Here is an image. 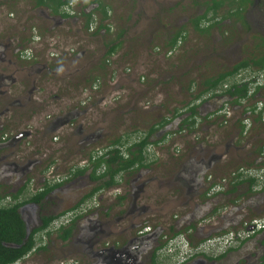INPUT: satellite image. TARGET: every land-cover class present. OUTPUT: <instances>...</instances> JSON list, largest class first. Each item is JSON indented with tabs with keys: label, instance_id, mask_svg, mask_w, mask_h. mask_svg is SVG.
Wrapping results in <instances>:
<instances>
[{
	"label": "rangeland",
	"instance_id": "obj_1",
	"mask_svg": "<svg viewBox=\"0 0 264 264\" xmlns=\"http://www.w3.org/2000/svg\"><path fill=\"white\" fill-rule=\"evenodd\" d=\"M103 1L114 9L111 10L113 28H111L110 33L103 34L99 31L98 34L91 35L76 32V28L73 29L70 22L55 24L51 19L45 18V11L33 10V3L30 0H0V41L11 39L9 48L13 49L18 45L31 44V41L25 42V39L39 33L43 38L40 41H34V55L37 57L36 62H39L37 64L45 62V57L50 50L60 54L56 59L46 61L49 62L54 70L59 72L56 76L48 75V77L58 80L44 81L48 82L51 96L56 95L62 98L65 95L66 100L60 112L76 106V112L79 114L76 115V129L80 124L81 134L76 132V141L74 140L73 143L69 141L71 144L66 149L67 153L68 151L73 154L76 153V158L73 156V161L63 164L66 168L68 166L70 168L84 167L88 154L106 148L107 144L119 133H131V137L129 138L128 136L127 139V143L130 144L132 140L141 135L142 132L139 131L146 129L148 125L154 124L158 120L157 117L162 118L165 116L166 109L159 106L160 103L167 102L170 98H176L177 109L182 108L184 110L180 102H184L187 96L183 90L179 92V85L184 82L188 83L187 80L190 77L195 79L190 80L194 82L192 91L196 93L199 89L198 84L200 81L197 80V77H194L195 68L193 66L187 69L185 75L181 76L182 79L177 80L178 73L185 72L189 64V59L185 58V55L174 54L172 57L166 58L161 54H155L153 51L154 46L163 49L160 43L163 42L164 32L161 30H168L167 26L171 27L172 24H177L180 21L179 18L191 16L198 9V6H194L191 0H167L168 6H174V9H176H173L169 15L167 13L159 14L160 16L156 20L155 16L158 15L159 9L155 7L156 4L154 5L155 8L153 7L151 0H145V3L140 0L138 5L137 2L132 5L129 2H124L122 5L123 0ZM143 5L147 9L153 7L151 12L153 10L154 15H151V19L149 17L142 20L140 15L132 19L125 18L129 14L128 7L131 8L130 11H133L131 13H134L136 9L141 12ZM40 11H43V13H40ZM165 16L168 17L165 19ZM170 17L173 19L171 22L167 20ZM166 21H168L167 24ZM136 25L137 29H139L138 33H135ZM120 29H125V31L129 29L130 32L129 34L126 33L120 40L121 45L116 52L112 56H106V46L104 44L108 39L114 37L113 34H115L116 30L118 32ZM198 41L195 37L194 39L189 37L187 40L188 47H192L196 53H198L201 46ZM70 49H73L75 54L70 52ZM106 60L109 63H105L104 68L107 69L103 71L98 66ZM128 67H130L131 71L133 70V74H135L133 77L125 76ZM156 74L159 77L170 78L169 80H154L153 76ZM139 75H144L145 81L142 82L139 79ZM91 76H98L102 81V85L97 94L91 95L90 99L86 100L83 105L81 101L85 98V88L93 81L85 79L91 78ZM252 90L253 86L250 87L249 91L252 92ZM256 97H261L264 101V91L261 92L260 96L256 95ZM50 101L53 107L50 108L51 103H49L48 108L43 109L38 116L27 112L30 114V118L25 117L21 121L22 128L20 127V129L40 132V126L42 129V125H46L50 120L54 119L58 115V111H55L56 109L53 110L56 107L53 104L56 103L55 97L50 99ZM170 102L172 103V101ZM145 103L147 104L145 105ZM258 105L261 106L259 102ZM167 107L169 108V105ZM13 109L17 110V108ZM240 111L235 112L226 122H224L225 119L221 121V117L219 120L218 116L216 119L213 118V115L209 116V119H202L201 123L194 126L192 135H186V132H181L180 134L172 133L174 136L165 141L162 147L159 143L153 146L154 152L156 150L158 153V160H155L157 163H152L149 170L139 169L140 171H133L128 175L124 174L125 178L123 177L118 184L109 186L96 195L85 199L76 210V216L85 214L82 211L83 208L92 207L94 210L92 209L93 211L89 213L96 211L98 219L111 222L106 229L107 234L105 233L102 236L94 248L105 245L110 246L130 238L137 233V229L133 228L131 224L137 227L138 224L143 222L142 225L144 226L161 228L167 238L173 234V231L182 230L186 226L193 224V228L198 229L191 230V243L184 238V233L178 234L162 250L159 249L157 251V257L155 258L157 264H178L186 258H195L198 255L200 257H203V255L216 256L221 247L227 244L225 240H223V243L211 241L212 237L208 238L205 234L207 229L201 226L203 224L206 225L209 220L212 221V224L218 225L221 223L218 215L223 211V206L227 204L226 200L223 203H217L212 210L208 211L198 206V210L195 211L193 209L194 206L190 205L189 201L184 197V190L176 185L168 186L169 184L167 183L169 181L166 180L170 179L173 172L181 170L190 157L193 156L194 143L192 144V140L197 139L196 144L200 142L204 146V152L205 150L210 152L213 150L219 156V159L208 167L206 173H211L214 178L219 177L218 181L226 185L230 176H234L241 171L245 175H253L259 178L257 180L258 185L263 184L264 165L255 164L254 158L249 152L253 150V145H259L261 134L264 133V127L257 125L253 128L251 135L230 141L232 140V132H235L231 119L234 116H239ZM33 113H35V110ZM45 116L46 118L42 120V117L44 118ZM253 116V114L250 115L251 118ZM37 117L38 121H36ZM36 126L39 127L37 128ZM171 128L169 131L177 129L174 125ZM12 129L9 128V132ZM70 130H72L71 126H65L59 133L55 131L46 134L41 139L39 137L37 145L28 146V151H36L37 160H40V162L32 167V171L28 172L29 176L27 179L23 178L20 181L13 182L12 180L0 179V206L12 204L16 201H24L35 193L37 189L44 187L46 181L43 182L42 177L46 174L44 168L49 163L52 167H56L59 178L65 176V174H61L62 170L60 167L58 168L59 165L56 160L60 156L62 157L63 150H60V145H62L66 137H69ZM93 131L98 133L97 138L87 143L84 141L81 143L77 142L81 139V135ZM3 132H7L10 136L15 133V131H11L10 134L6 130L2 131L1 135ZM55 135H59V141L53 138ZM26 137L22 143L31 141V144H33L34 137ZM250 138L254 139L251 143L248 142L249 145H246L245 143ZM226 145H228L229 150L227 154H224ZM21 147L22 144L19 147V151H23ZM147 148L151 147L147 146ZM10 150L9 148L0 154ZM23 156L12 157V160H16L20 164V162H23ZM154 176L155 178H153ZM30 178L32 180L31 184L30 180H28ZM147 179H149L147 183L137 190V185ZM130 181L132 184H130ZM25 182L26 184L23 186ZM131 185L135 186L138 192L132 210L137 211V207L140 209L139 206H144V212L138 214L134 220L131 215L123 214L122 212L130 210L129 204L132 196H129V192ZM21 186H23V190L17 199H14L12 195L17 193L16 191ZM93 186L94 183H90L86 175L79 178L76 177V192L72 190L75 192L73 195H70V191L64 192L57 188L39 203L23 206L20 210L26 221L28 231L38 227L40 225V217L46 216L51 209L53 211L56 208V212H60L64 208L62 217L60 216L61 218L59 217L56 220L54 227L59 224V221L64 223L70 219L71 210L69 208L76 205ZM241 186L240 190L242 191L244 185ZM119 196H123L124 199H119ZM60 197L63 198V201L58 202L57 199ZM244 199H246L245 196ZM196 201L201 202L200 198L196 199ZM192 210L195 212L193 217L191 215ZM214 210L215 212H213ZM52 225L53 222L51 223ZM171 227L173 228L171 229ZM237 229L229 230L228 235H232L230 231H240L242 236L248 233L244 228ZM45 233L43 229L34 234L35 246L33 251L31 250L29 255L25 256L17 264H74L76 261V264H89L91 259L94 258L87 256L81 250H76L75 252L69 247L68 242H61L56 234H49L48 241ZM204 234L205 236L203 237ZM47 241L46 250L40 251L41 247L46 246L43 244H46Z\"/></svg>",
	"mask_w": 264,
	"mask_h": 264
},
{
	"label": "flooded vegetation",
	"instance_id": "obj_2",
	"mask_svg": "<svg viewBox=\"0 0 264 264\" xmlns=\"http://www.w3.org/2000/svg\"><path fill=\"white\" fill-rule=\"evenodd\" d=\"M67 1V3L59 7V13L57 14H52L50 9L45 6L34 7L33 4L32 6L33 10L39 9L45 11V18L51 19L55 24L70 22L71 27L73 29L76 28V32L78 33L96 35L99 31L103 34L111 32V28H113L111 22L113 19L111 10L114 9L109 4L105 3L103 0ZM143 1L145 3V0ZM151 1L153 2V7L156 4L155 7L159 9L158 15L155 16L156 20L158 16H160L159 14L167 13L169 15L174 9V6H168L166 3L167 0ZM124 2H129L131 5L137 2L138 5L140 0H123L122 5ZM191 2L194 6H198V9L189 17L179 18L180 21L175 25L172 24L171 27L169 26L170 28L167 26L168 30L164 31L162 29L161 31L164 32V36L162 37L163 42L160 43V46L163 49L154 46V53L158 55L161 54L166 58L172 57L174 54H183L185 55V58L189 59V64L185 72L182 71L183 73H178L177 80L182 79L181 76L185 75L187 69L192 66L195 68L194 77H197V80L199 81L205 80V78L210 76L218 77L223 73L229 74L224 79H221L227 81H223L221 85L217 87L218 89L216 88L219 94L211 96V94L207 93L201 98L193 101L190 105H188V101L191 100L190 95L195 92L192 91L193 87L188 89L187 86L191 83L190 80L195 79L190 77L187 80L188 83L184 82L180 84L179 92L183 90L187 96L184 102H180V105L182 104L184 110H182V108L179 109L181 114L178 119L172 120L159 127L156 131L157 134H155V138H162V136H164L165 138L169 137L170 139L174 136V134L169 133V130L172 129V125L177 127L178 122H180L185 116L189 115L187 108L192 104H196V109L200 116L197 118L195 126L201 123L202 119H209V116L212 115L213 118L216 119L218 116L219 120L221 117V121L225 119L224 122H226L235 112L241 110L239 116H234L231 119L235 132H232V140L230 141L245 138L247 135H251L253 128L256 127L257 124L260 122L264 123V101L261 97H256V95L260 96L261 92L264 91L261 88V86L264 85V66L259 67L261 63L264 65V0H191ZM130 9L131 8L128 7L127 10L129 14L125 17L126 19H132L140 15V18L144 20L149 17V19H151V15H154L153 10L151 12V9H147L144 5L141 12L136 9L134 13H131L133 11H130ZM105 10L107 12V17L106 19H102L104 16L103 11ZM43 11H40V13H43ZM88 15H91L90 21H87ZM167 17L168 16H165L164 18L166 19ZM167 20L171 22L173 19L170 17ZM101 22L107 26L108 30L105 28L99 29ZM167 23L168 21H166V24ZM224 24H226V26H224ZM129 32V29L126 31L125 29H120L118 32L116 30L115 34H113L114 37L108 39L104 44L106 46V56H112L116 52L115 51L109 55L107 54L108 49L118 42L119 46L117 48H119L121 45L120 40L126 35V33L129 34ZM138 32L139 29H137L136 25L135 33ZM119 34L121 35L118 36ZM189 37L193 39L195 37L199 40L198 42L201 46L199 47L198 53H196L192 47H188L187 40ZM41 38H43L41 34H33L25 39V42L31 41V44L29 43L25 46L18 45L13 49L9 48L11 39L0 41V153H3L9 148L11 149L9 152L0 154V179L12 180V182L20 181L23 178L27 179L29 176L28 172L32 171V167L40 162V160H37L36 151H28V146L37 145L39 143V141H37L39 140V137L41 139L46 134L55 131L59 133L65 126H71L72 130H70V138L66 137V139L63 140L62 145H60V150H63L62 157L60 156L59 159L56 160L59 165L58 168L60 167L62 170L61 174H65V176L59 178L58 170L55 166L52 167L49 163V165L44 168L46 174L42 177V181H46L44 187H53L44 198L57 188L64 192L70 191V195H73V193L76 192V177L79 178L86 175L87 180L90 183H94L95 186L96 183L89 178V174L92 172L93 168L89 167L88 158L84 167L70 168V166H68L66 168V166L63 165L76 158V153L73 154L70 151L67 153L66 149H68L69 144H71L69 141H72V143L74 140L76 141V132L81 134L80 124L76 129V115L79 114L76 112V106L60 112V109L66 100L65 95H63L62 98H59L56 95H50V88H48L49 85L47 84L48 82L44 80H58L49 78L48 75L56 76L59 72L58 70H54L49 62L46 61L56 59L60 54L50 50L45 57V62L37 64L39 62H36L37 57L34 55V43L40 41ZM221 42H223V44H221ZM70 52L75 54L73 49H70ZM103 63L105 66V63L108 64L109 61L106 60ZM98 68L103 69V71L107 69L101 66H98ZM126 71V77H133L135 75L133 74V70H130V67H128ZM153 77L154 80H169L170 78H164V76L159 77L158 74ZM139 79L143 82L145 81V76L139 75ZM85 80L93 81H91L88 84V87L85 88V98L81 101L83 105L86 103V100L88 101L90 99L91 95L97 94L102 85V81L98 76H91V78ZM245 82H247L249 89L253 86L252 92L255 89L256 90L252 96H246L245 98L240 99L239 103H235L233 101L234 97L229 96L225 90L235 83L239 85ZM45 84L47 85L45 86ZM53 97H55L56 100V103H53L56 106L53 110L56 109L55 111H58V115H56L54 119L50 120L46 125H42V129L41 126H36L37 128L39 127L40 132L20 129L21 121L30 115L27 112H31L33 115L36 114L38 116L43 109L48 108V104L51 103L50 99ZM170 101H172V103ZM176 101V98H170L167 102L160 103L159 107H164L166 109L167 115L164 114L165 118L172 116L173 111L178 106V104L176 105ZM258 102L261 104V107L258 105ZM146 104L147 103H145V105ZM167 105H169V108ZM252 105H256V109H263V117L260 122L255 121L254 118L250 117V113L247 109ZM52 107L53 105L51 103L50 108ZM13 108H17V110ZM34 110L35 113H33ZM164 117H157L158 120L154 123L159 122ZM45 118L46 116L44 118L42 117V120ZM247 119H249L248 123L246 122ZM240 120L242 124L245 125L246 123L245 130L241 134L240 127H238ZM36 121H38V117L36 118ZM9 128L13 129L9 132ZM148 128L149 125L146 129H143L142 132H145ZM6 130L10 134L11 131H15V133L10 136L7 132H3L1 135V132ZM192 132L193 131L186 132V135H192ZM97 135L98 133L94 131L83 134L81 135V139L77 142H90L92 139L97 138ZM119 135L120 133L115 135L110 142ZM26 136L34 137L33 144H31V141L22 143V141L27 138ZM53 138L57 141L60 139L59 135H55ZM253 139L250 138L249 141H245V144L249 145L248 142L251 143ZM196 140L197 139L192 140V144L194 143L192 149V151L194 150L193 156L190 157L181 170L173 172L170 179L166 181H169L167 183L169 184L168 186L172 187L176 185L178 188L184 190V197L189 201L190 205L194 206L193 209L195 211L198 210V206H201L208 211L210 209L212 210L217 203H223L224 200H226L227 204L223 206V211L218 215L221 223L218 225L212 224V221L209 220L206 222V225L203 224L201 227L207 229L205 234L208 238L220 237L222 240L224 239L226 241L227 245L221 247V250L216 256H206L201 254L203 257L198 255L195 258H186L178 264H264V228L251 229V233H247L245 236L240 235V231H230L231 233L235 232L234 238L228 235L229 230L235 228H244V230L249 231L250 225L248 224L251 220L260 218L263 221L264 185L254 186L252 189L253 192H250L251 194L248 195H245V189L242 191L240 190L242 187L241 185L238 186L235 193H226V191L231 188L230 184L232 176L229 177L228 182L225 185L224 183H221V181H218L219 177L214 178L211 173H206L208 167L218 160L219 156H217L213 150L211 152L205 150L204 152V146H202L200 142H197L196 144ZM21 144V149L23 151H19ZM261 144H264V133L261 134L259 145H253L252 149L255 150L256 147ZM227 148L228 145L225 146L224 154L228 153L229 148ZM106 149L107 147L102 150H96L93 155H100ZM21 156H23V162H20V164H18L16 160H12V157L17 158ZM73 156L75 157L73 158ZM157 157L158 153L155 150V156L153 159L157 161ZM262 157L264 158V154ZM86 167L87 169L83 174H76V170L84 169ZM149 168L145 169L149 170ZM102 170H104V167ZM124 174L128 175L129 173L121 172L119 174V179L121 178V181L123 177L125 178ZM153 178H155V176ZM28 180H30L29 182L31 184V178ZM148 180L149 179L144 180L141 184L137 185V190L146 184ZM26 182L23 183V186ZM130 184H132L131 181ZM23 186L18 190L23 188ZM44 187L37 189V191H41ZM137 190L135 189V186L133 187L131 185L129 192V196H132L129 204L130 210L122 211L123 214L127 213L131 215L133 220L138 214L144 212V206L142 205L139 206L140 209L137 207V211L132 210L134 207V200L138 196ZM240 194H242L241 197H239ZM244 196L246 199H244ZM198 198H200V203L196 201ZM57 200L60 202L63 201V198L60 197ZM34 204L36 203H27L25 205ZM23 206H21L20 209ZM20 209L19 211L21 213ZM63 209H61L60 212H56V208L55 210L53 209V211L51 209L46 215L54 216V218H51L48 226L44 229L46 232L45 235L49 241V234H56L57 236L63 229L72 226L71 234L67 239L61 240L59 237L58 239L64 243L68 242L69 247L75 252L76 250H81L87 256L94 257L89 264H157L154 263L155 258L157 257L156 253L159 249L162 250V248H164L160 246L162 244H167L173 238L172 235L177 231H180H173V234L167 238L166 234L161 231V228H151L146 225L148 227L144 229L146 226L142 225L143 222L142 224H138L137 227L131 224L133 228L137 229V233L130 238H127L120 243L111 244L110 246L105 245L99 248H94L102 236L105 233L107 234L106 229L111 222H109V220L98 219L96 211L89 213L94 210L93 208H88L87 210H84L85 214H79L76 216V205H74L69 208L73 213L70 219L66 220L64 223L59 221V224L54 227L56 220L59 219L60 216L62 217ZM213 212H215V210ZM191 215L192 217L195 215L193 210ZM41 217L40 225H42ZM216 218L218 217L216 216ZM52 222L53 225L51 226ZM261 224L264 225V223ZM192 229L196 228L191 227L188 231L182 232L185 235L184 238L190 243V233ZM39 231L40 230L37 232ZM37 232H35V234ZM48 241L46 244H43L46 246H44V249H39L40 251L46 250ZM28 255L29 253L26 256ZM76 262L74 264H76Z\"/></svg>",
	"mask_w": 264,
	"mask_h": 264
},
{
	"label": "trees",
	"instance_id": "obj_3",
	"mask_svg": "<svg viewBox=\"0 0 264 264\" xmlns=\"http://www.w3.org/2000/svg\"><path fill=\"white\" fill-rule=\"evenodd\" d=\"M34 7L45 6L48 7L52 14L59 13V7L63 4L67 3V0H31ZM106 10L103 11L104 16L102 19H106ZM91 20V15L87 16V21ZM100 28H105L108 30L105 24H100ZM119 34L118 36H120ZM119 46V42L117 44L112 45L107 54L114 53ZM101 67H105L104 63L100 64ZM263 63L259 65V67H263ZM229 73L220 74L218 77L210 76L205 78V80H201L198 84V91L196 93H192L191 100L188 101V105H190L193 101L201 98L207 93L213 96L214 94H219L217 92V87L221 85L224 79ZM194 82L187 86L188 89L193 87ZM217 88V89H216ZM259 88V87H257ZM264 90V85L261 86ZM249 87L247 86V82L242 84H233L229 86L225 92L234 97V102L239 103L240 99L245 98L246 96H252L255 92L249 91ZM249 93V94H248ZM250 115H254L253 118L255 121H261L263 117V109H256V105L250 106L248 109ZM187 112H189L188 116H185L180 122L177 124V129L174 131H169V133H181V132H191L194 130L195 123L197 118H199L198 111L196 109V104H192L187 108ZM179 109H175L172 113L171 117L163 118L159 122L151 124L149 128L142 132L140 136L136 139L132 140L130 144H128V136L131 137V133L120 134L116 137L112 142H110L107 146V149L104 150L100 155L88 154L89 167L93 168L92 172L89 174L90 180H93L96 184L93 188H91L87 194H85L82 199L76 204L78 207L82 204L85 199H88L102 190L106 189L109 186L118 184L119 182V174L121 172L131 173L133 171H137L139 169L149 168L152 163L155 162L154 156V148L153 145H157L158 143H164L166 138L162 136V138H155V134H157V130L159 127L164 124L169 123L172 120L178 119L180 116ZM249 119L246 120V122ZM246 125V123H245ZM244 124L239 123L240 134L245 130ZM257 125H261L264 127V123L260 122ZM167 133V134H169ZM152 138H155L154 140ZM151 147V148H147ZM264 152V144L257 146L255 150H252L249 154L254 158V163L257 165H264V158L262 157ZM88 167V166H87ZM78 169L76 170V174H83L87 169ZM104 167V170L102 168ZM231 188L226 191V193H235L238 189L239 185H244V189L246 190L245 195L251 194L254 186L258 185L257 178L253 175H245L241 171L237 172L234 176H232L231 180ZM51 186H45L41 191H37L33 193L29 198L24 201H16L12 204L1 205L0 206V264H13L14 262H18L23 260L24 257L34 249L35 246V238L34 234L38 230H43L48 226L51 218L54 216H43L41 217L42 225L32 229L29 231L27 235V224L25 219L22 217L19 209L21 206L27 203H39L42 199H44L45 195L52 189ZM23 188L18 190L17 193L13 194L12 197L17 199L18 195L21 193ZM251 192V193H250ZM242 194L239 195L241 197ZM119 199L123 200V196H119ZM233 201V200H231ZM194 225L183 228L180 231H177L173 234V238L182 232L188 231ZM173 227H171L172 229ZM72 231V226H69L58 233L57 237L61 240L67 239ZM189 235V234H188ZM166 244H162L160 247H164ZM41 248H45L44 246ZM157 260L155 259V262Z\"/></svg>",
	"mask_w": 264,
	"mask_h": 264
},
{
	"label": "built area",
	"instance_id": "obj_4",
	"mask_svg": "<svg viewBox=\"0 0 264 264\" xmlns=\"http://www.w3.org/2000/svg\"><path fill=\"white\" fill-rule=\"evenodd\" d=\"M263 154H264V152H263ZM259 178H257V180H258ZM262 180H264V174H263V179ZM261 186L262 185H264V183L263 184H260ZM259 186V185H258ZM261 223H264V218H263V221H262V219H254V220H251V221H249V224L248 225H250V226H252V229H260V228H264V225H262ZM249 226V227H250ZM251 231L252 230H249L248 231V233H251ZM234 235H235V232H232V235H230V237H233L234 238ZM211 241H217L218 243H223V240H222V238H220V237H213L212 239H210ZM226 242V241H225ZM213 244V243H212Z\"/></svg>",
	"mask_w": 264,
	"mask_h": 264
},
{
	"label": "clouds",
	"instance_id": "obj_5",
	"mask_svg": "<svg viewBox=\"0 0 264 264\" xmlns=\"http://www.w3.org/2000/svg\"><path fill=\"white\" fill-rule=\"evenodd\" d=\"M260 107H261V106H260ZM247 123H248V122H247ZM120 181H121V180L119 179V182H120ZM81 205H82V204H81ZM81 205H80V206H81ZM78 207H79V206H78ZM78 207H76V210L78 209ZM88 208H89V207H88ZM88 208H87V209H88ZM90 208H92V207H90ZM87 209H86V208H83L82 211L87 210ZM77 213H79V212H77ZM70 214H71V216L73 215V213H72L71 211H70ZM71 216H70V217H71ZM146 227H148V226H146ZM144 229H146V228H144ZM171 240H172V239H171ZM164 247H165V246H164ZM162 249H163V248H162ZM18 262H19V261H18ZM18 262H14L13 264H17Z\"/></svg>",
	"mask_w": 264,
	"mask_h": 264
},
{
	"label": "crops",
	"instance_id": "obj_6",
	"mask_svg": "<svg viewBox=\"0 0 264 264\" xmlns=\"http://www.w3.org/2000/svg\"><path fill=\"white\" fill-rule=\"evenodd\" d=\"M168 139H169V137H166V140H168ZM164 143H165V142H164ZM160 145H161V147H162L163 143H160ZM16 192H18V190H17Z\"/></svg>",
	"mask_w": 264,
	"mask_h": 264
},
{
	"label": "water",
	"instance_id": "obj_7",
	"mask_svg": "<svg viewBox=\"0 0 264 264\" xmlns=\"http://www.w3.org/2000/svg\"><path fill=\"white\" fill-rule=\"evenodd\" d=\"M249 229L251 230L252 229V226L249 227ZM29 231L27 230V235H28Z\"/></svg>",
	"mask_w": 264,
	"mask_h": 264
}]
</instances>
